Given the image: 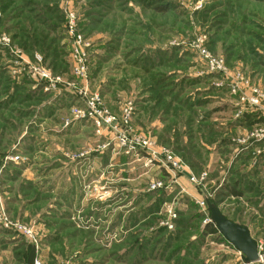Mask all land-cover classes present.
Masks as SVG:
<instances>
[{
    "label": "rangeland",
    "instance_id": "1",
    "mask_svg": "<svg viewBox=\"0 0 264 264\" xmlns=\"http://www.w3.org/2000/svg\"><path fill=\"white\" fill-rule=\"evenodd\" d=\"M66 11L86 79L73 72ZM2 33L0 264H26L31 248L39 264H244L204 229L203 199L248 227L260 259L247 264H264V119L229 91L237 70L242 93L264 91V0H0ZM34 54L65 83L38 81ZM96 95V113L72 111Z\"/></svg>",
    "mask_w": 264,
    "mask_h": 264
},
{
    "label": "built area",
    "instance_id": "2",
    "mask_svg": "<svg viewBox=\"0 0 264 264\" xmlns=\"http://www.w3.org/2000/svg\"><path fill=\"white\" fill-rule=\"evenodd\" d=\"M67 12V24H68V34L72 36L73 39V50H71L70 53V58H72L73 62V72L79 76V78L86 79L87 77V66H86V55L83 51L82 47V38L79 34H76L74 27H75V16L70 12ZM0 42L3 44L8 45L9 38L6 33H2L0 35ZM77 49V50H75ZM201 55L204 58V60L207 62L208 66L210 67L211 70H220L223 69L224 63L222 58L215 57L208 53L205 50L201 51ZM23 60H25L23 58ZM34 61V62H33ZM33 61L28 62L30 64V70L31 72L35 75L36 79L38 81H41L42 83H45L46 86L50 88H55L59 84H64L65 82L62 81V79L59 76H53L51 73V70L47 67H44L41 65L42 63V58L38 54L33 55ZM249 82L246 78L243 77V74L237 70V72H234L232 79L229 81V91L232 93H237L239 95V99L243 102H246L249 106H253L254 108L256 107L258 110H260L261 113H259V116L264 119V91L260 89L258 86H254L251 88L250 93H242L241 89L245 85H247ZM82 100L84 101L83 96L81 97ZM99 100L98 96L96 95L93 99L85 101L87 111H77L73 109V112L76 113H88L89 116L93 115L96 113L95 109V102L97 103ZM132 103L129 102L127 107L123 110V120L126 121L130 119L131 113H132ZM115 117L112 115H107L103 122L109 125L111 128H115L112 126L113 123H115ZM261 135H264V127L261 128ZM122 143H138L140 147L144 148L149 155L152 157L164 162V166L167 168L173 170L179 167V163L177 159L170 153L165 148H160V149H154L150 146L149 142L144 136H138L133 139H129L125 137L124 135L121 138ZM189 179H194L192 176L186 174ZM161 186L160 182H152L150 183V188L151 189H156ZM200 205L206 206V200L203 199L200 202ZM24 230L26 228L22 227ZM260 259V252L258 251V259ZM32 264H39V261L34 258ZM247 264V263H244Z\"/></svg>",
    "mask_w": 264,
    "mask_h": 264
},
{
    "label": "water",
    "instance_id": "3",
    "mask_svg": "<svg viewBox=\"0 0 264 264\" xmlns=\"http://www.w3.org/2000/svg\"><path fill=\"white\" fill-rule=\"evenodd\" d=\"M209 212V221L217 231L228 241L243 257L244 263H251L258 259L256 240L251 236L247 226L227 218L221 210L210 200L206 199ZM35 258V249L31 248L26 264H32Z\"/></svg>",
    "mask_w": 264,
    "mask_h": 264
},
{
    "label": "trees",
    "instance_id": "4",
    "mask_svg": "<svg viewBox=\"0 0 264 264\" xmlns=\"http://www.w3.org/2000/svg\"><path fill=\"white\" fill-rule=\"evenodd\" d=\"M158 10H164V7H157ZM3 101V100H2ZM252 113H247L245 114L244 113V119H249L251 118L253 115H251ZM225 187V190L227 189L228 193L231 194V195H239V191L235 190L234 188L232 187H228L227 185L224 186ZM204 229L209 233V234H219V232L217 231V229L215 228V226L208 222L206 225H204Z\"/></svg>",
    "mask_w": 264,
    "mask_h": 264
},
{
    "label": "crops",
    "instance_id": "5",
    "mask_svg": "<svg viewBox=\"0 0 264 264\" xmlns=\"http://www.w3.org/2000/svg\"><path fill=\"white\" fill-rule=\"evenodd\" d=\"M47 106H48V105H47ZM47 106H46V107H47ZM44 107H45V106H44Z\"/></svg>",
    "mask_w": 264,
    "mask_h": 264
}]
</instances>
